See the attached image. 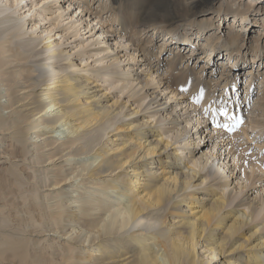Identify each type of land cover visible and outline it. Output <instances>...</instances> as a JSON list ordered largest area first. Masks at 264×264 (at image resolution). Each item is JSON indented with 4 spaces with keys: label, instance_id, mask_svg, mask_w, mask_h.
Here are the masks:
<instances>
[{
    "label": "bare ground",
    "instance_id": "bare-ground-1",
    "mask_svg": "<svg viewBox=\"0 0 264 264\" xmlns=\"http://www.w3.org/2000/svg\"><path fill=\"white\" fill-rule=\"evenodd\" d=\"M99 1L92 8L88 0H48L38 19L39 3L0 0V144L10 148L0 160L10 166L0 168V264H264V214L258 219L259 201L250 199L257 190L252 185L264 184V155L248 146L264 152V24L251 35L255 17L264 16L262 1ZM108 12L123 35L105 27L101 19ZM229 17L233 24L217 26ZM63 24L64 34L54 33ZM209 27L216 30L205 37ZM80 36L88 42L78 41ZM70 37L76 51L68 50ZM179 38L184 42L177 44ZM205 38L203 51L181 52ZM202 58L208 66L190 67ZM216 60L223 70L213 67ZM245 65L250 93L242 101L239 91L227 87L241 81ZM220 73L226 93L214 97L222 83L213 78ZM119 84L122 93L130 90L122 104L119 96L100 93ZM257 84L261 92L253 99ZM181 89L184 102L176 97ZM195 95L202 113L189 105ZM225 103V124L235 123L232 117L242 121L236 137L247 138L241 156L253 167L249 191L231 209L225 191L238 190L235 171L218 163L213 179L212 160L222 161V154L213 152L215 144L196 159L194 149L203 150L209 141L197 145L191 127L199 111V117L209 109L212 118H221ZM247 104L251 111L244 115ZM200 120L194 134L209 136L211 122ZM167 132L174 137L166 139ZM227 138L216 128L209 140L239 150L237 138ZM179 141L184 143L174 147ZM186 147L188 162L180 155ZM250 150L252 157H245ZM11 158L29 165L28 171ZM26 182L34 186L22 192Z\"/></svg>",
    "mask_w": 264,
    "mask_h": 264
},
{
    "label": "rangeland",
    "instance_id": "rangeland-1",
    "mask_svg": "<svg viewBox=\"0 0 264 264\" xmlns=\"http://www.w3.org/2000/svg\"><path fill=\"white\" fill-rule=\"evenodd\" d=\"M25 1H27V3L25 2V4H23V5H27V4H32V3H39V6L37 7V10L35 11V13L37 14V17H38V19H40V16H39V14H40V12H44V10L42 11V7L44 6V3L45 2H47L48 0H25ZM67 1V0H66ZM78 1V0H77ZM84 1H86V0H84ZM88 1H90L91 2V5H93L92 6V8H97L98 6H99V3H100V1L99 0H95L94 2H93V0H88ZM106 1V0H105ZM259 1H262V5L264 6V0H259ZM49 2H50V0H49ZM109 4H110V1H109ZM66 5H68L67 3L65 4V6ZM264 8V7H263ZM29 9V7L28 8H26V9H22L20 12H19V14H21V13H23V12H25L26 10H28ZM100 10V9H99ZM72 12H70L69 13V16H71V15H73L74 14V11L73 10H71ZM264 12V11H263ZM28 11L25 13V14H23V17H25V16H27L28 15ZM46 13H48V12H46ZM29 14H31V13H29ZM71 14V15H70ZM110 14H111V12H108V13H106V14H104V16H103V18L101 19L102 21L104 20V21H106V24H105V27H107V29H109L111 26H113V28L114 29H116V30H118V29H121V26H120V24L119 23H116L115 21L111 24V21H109V18H110ZM215 14H217V11H215ZM18 15V13L16 14V16ZM56 15L57 14H52L51 12H49L48 14H47V16H49V18H55L56 17ZM221 16H223V14H221ZM225 17H226V15H224ZM34 18V17H33ZM252 18H254V17H252ZM256 18V21H257V23H258V25L257 26H255V29H254V31L251 33V35H255V33L254 32H256V31H263L262 30V25L264 24V16H257V17H255ZM223 19H224V21H226L225 20V18H222V20L221 21H219V22H217V26H220L221 27V29H222V26L223 25H229V24H233V17H229L228 18V20L224 23L223 22ZM229 19H231L230 21H229ZM240 21H242V18H240L239 19ZM50 21V20H49ZM68 22V21H67ZM241 23V22H240ZM65 24H66V21H65ZM65 24H63L64 26H62V28H60V29H55L54 31V33H57V35L58 34H60V36L61 35H63L64 33V28H66L65 27ZM238 25V24H237ZM245 24H243V25H241L240 27H238L237 28V30H239V31H241V28L244 26ZM50 26V22H47V23H45V24H43V28H42V30L39 28L38 29V31H43L44 30V27H49ZM252 26V25H251ZM250 26V27H251ZM28 27V26H27ZM186 28V27H185ZM259 28V29H258ZM64 29V30H63ZM106 29V30H107ZM216 29H214V27H209V28H207V32H204L205 33V37H208V34L209 33H211V32H208V31H215ZM72 32V31H71ZM118 32H119V36H121V35H123L124 34V32H123V30L120 32L119 30H118ZM185 32H189V28H186V30H185ZM53 33V34H54ZM247 33H248V30H247ZM55 36V37H53V39L55 38H58V36ZM83 37H85V36H80V37H77L78 38V41H84V38ZM97 37V36H96ZM264 37V36H263ZM69 38V36L67 37V39ZM83 38V39H82ZM85 39H87V36H86V38ZM95 39V38H94ZM127 39V38H126ZM126 39H123V38H121L120 37V41H122V42H124V41H126ZM206 39L207 38H205L203 41L202 40H199V42H201V44H197L196 43V39H194L193 41H191V42H189V43H187L186 45H185V47H184V50H182L181 52H183L184 54H191V55H193V54H195L196 52H197V50H200V51H203V47L207 44V42H206ZM72 40H74V37H70V39H69V41L67 42V44L69 43V42H71ZM166 40H163V42H159V46L161 45V44H163L164 42H165ZM85 43H87L88 41H84ZM184 42V40H183V38H179L178 40H177V44H181V43H183ZM198 42V41H197ZM64 47H66V45L64 46ZM67 47H69L68 48V50H70V49H72V48H74L73 49V51H76L77 50V48H75V44H68V46ZM174 48H177V47H174ZM206 49H208V50H210L209 48H206ZM40 50V49H39ZM39 50H38V52H39ZM176 50V49H175ZM166 52V51H165ZM165 52H163V54L162 55H164L165 54ZM34 53H36V52H34ZM169 53H172V54H174L175 53V51H170ZM168 53V54H169ZM171 54V55H172ZM174 56V55H173ZM200 56H203V57H207L208 56V53L207 54H201V55H199V57ZM154 56H152V58H153ZM212 57V56H211ZM42 58H44V57H41V58H37V59H42ZM228 60L227 59V57H225V58H223L222 60ZM35 60V59H34ZM33 59L31 60V62L32 61H34ZM202 60H204L203 58H202ZM201 60V61H202ZM193 61V62H189V65H190V67H192V69L193 68H195V70L196 71H199L202 67H204V66H208V64H206V61H207V59L206 60H204V61ZM209 61V60H208ZM197 62V63H196ZM214 62V58H212V62L211 63H213ZM220 63L221 62H217V60L215 61V65L213 66V67H216V65L220 68V69H222L223 70V67H221L220 66ZM217 67V70L219 71V68ZM244 68H242V70H243V72H244V74H243V76H241V81L240 82H238L237 83V85L236 86H234V85H228L229 86V88L227 87V90L229 89V90H231L232 91V89L236 92H240L241 93V100L243 101L244 100V97H245V95H246V93H245V91L248 93H250V91H249V89H247V81H248V77H249V66L248 65H245V66H243ZM206 71V73H205V77H207V79L209 80L210 79V77H211V72H210V69H205ZM222 70H220V72L222 73ZM257 72V71H256ZM217 74L216 75V77L217 78H213V79H215L216 81H218V80H220L221 81V83H222V85H221V87H220V89H219V93L217 94V95H214V97H219V96H222V94L225 92L226 93V91H225V89L223 88V86H224V79H218V78H220V76L222 75V74ZM144 78V77H143ZM113 81H111V83H112ZM110 83V84H111ZM215 84V82H213V84L212 85H214ZM239 84V85H238ZM103 85H106V83L105 84H103ZM109 86V85H108ZM126 86H128V84H126ZM125 86L123 85V84H119V86L118 87H116L115 89H113V90H111V91H104V89H105V87H102L101 88V90H102V92H100V93H106L109 97H112V96H117V98H116V100H118V96H119V104H122L123 102H125L126 100H127V96H128V94H129V92H130V90H127V91H125V93H122V91H123V88H124ZM104 88V89H103ZM260 88H261V86H259V84H257L256 86H255V96H253V99L255 98V97H258V95H259V93L261 92V91H259L260 90ZM4 89V88H3ZM251 90H252V87H251ZM183 92H184V90H180V92H179V95H177L176 97H178V98H181V101L182 102H184L185 100H187V99H185V98H182V96H183ZM185 93H187V91L185 92ZM3 95H5V91H3ZM166 95V97L169 95V94H165ZM169 96H172L173 97V95H169ZM250 96H249V94H248V97H247V99L249 98ZM194 98H196L197 100H198V96H194L193 97V100H192V98L191 99H189V105H190V107H197L199 110H201V113L203 112V111H205V109H203L202 108V106H201V103L199 102V103H196V99H194ZM252 99V98H251ZM3 101H5L6 100V98H4V99H2ZM115 100V101H116ZM165 100H167V99H165ZM165 100H163V101H165ZM174 100H176L175 98H174ZM216 100V99H215ZM228 101H234V102H236L237 103V101L239 102V100H235V98H228L227 99ZM199 101H201V100H199ZM233 101L231 102V104L233 103ZM178 102H180V100H177V103ZM148 103V102H147ZM146 103V104H147ZM192 103V104H191ZM239 103H241V102H239ZM247 103H249V101H247ZM193 104H196V106H193ZM224 104V103H223ZM229 104L230 103H225V106L227 107V109H226V111H228L229 110ZM235 106L237 105V104H234ZM184 106H186L185 104H183V107ZM222 106V105H221ZM135 107V106H134ZM247 109L245 108V112L243 113L244 115L245 114H247L248 113V111H251V104H247ZM153 108H155V105H153ZM209 108V107H208ZM207 108V109H208ZM179 110H180V108H179ZM210 110H211V108H210ZM200 112V111H199ZM198 112V115L200 116V113ZM2 113L7 117V116H9V112H8V110L7 109H4V110H2ZM143 113H148V115H147V117L148 116H150L149 115V111H143ZM229 113V112H228ZM254 113V112H253ZM212 114H213V112L212 111H209V109L208 110H206V112L204 113V114H201V117H202V119L203 120H200V121H205V122H207V124L209 123L210 124V122H211V126H212V128L211 129H209L208 130V132H209V136H203V138L202 137H200L199 135L197 136V134H194V132H195V130H197V127H196V125H195V123H199V118H201V117H193L192 119H193V121L191 122V127H192V134H193V138L194 137H197V141H196V139H195V143H197V145H201L202 146V144L204 143V142H207V141H209L208 143V145H206V146H204V148H203V150H201V151H198V150H195L194 149V151H195V155H193V156H195V158L196 159H199L200 158V156L201 155H206V153L209 151V150H211L212 148L211 147H215V144L216 145H218L217 146V148H216V150H214L213 149V152L217 155V153L219 152L220 153V155L222 154V157H223V160L222 161H220V160H217V161H214V159L212 160V163H213V165H214V168H210L209 169V172H210V174H212V177H213V179L216 177V174H218L217 172V169H216V167H217V164L218 163H220V165H221V163H223V162H225V163H227V168H228V170L231 168V169H234V173H235V176L234 177H237V179H235L234 180V184H237V183H240V185L237 187L238 188V190H235L233 193H231V191H232V189L233 188H231L230 187V189L229 190H227V191H225L226 193H227V195H229V194H231V196H230V202H229V209H231V208H234L240 201H241V199L243 198V196H244V194L246 193V192H248L249 191V188L251 187V185L252 184H250L251 182H249L248 181V179H247V176H248V173L249 174H252V171H253V167H251L249 164H248V162H246L244 159H242V156H241V151H245V148L246 147H242L241 145H245V144H247L248 143V141L246 140L247 138L243 135V136H239L238 138L236 137V134L237 133H239L240 132V129H242V123L239 125V127L237 128V130H235L234 132H228L226 129H224L223 127H222V125H224L225 123H226V116H224L223 114H221V118L219 117L218 119L217 118H212ZM248 114H250V113H248ZM247 114V115H248ZM194 116L196 115V114H193ZM251 115H252V113H251ZM207 117H208V119H207ZM158 118V117H157ZM157 118H153L152 119V117H151V119H152V121H155ZM215 119V120H214ZM237 119H238V117H237ZM211 120V121H210ZM216 120H217V122H216ZM230 120V119H229ZM244 120V119H243ZM228 121V120H227ZM231 121V120H230ZM213 122H215V123H213ZM232 122V121H231ZM233 123V122H232ZM246 123V122H245ZM186 123H184L183 125H185ZM222 124V125H221ZM215 125V126H214ZM218 125V126H217ZM216 128H218V130H220V131H222V133H226L227 134V136L229 135V138H227V140H234V139H236V140H234V142H235V145L237 146V145H240V147H239V150H237L238 148H233L232 147V143H228V144H225L224 142L222 143V142H218L217 143V141H219V140H212V141H210L209 140V137L211 136V135H213V132H214V129H216ZM242 134V133H241ZM67 135V134H66ZM65 135V136H66ZM174 135H175V132H167L166 133V135L164 136L166 139L169 137V138H173L174 137ZM222 135V134H221ZM238 135V134H237ZM3 137V135L2 134H0V138H2ZM64 137V136H63ZM219 139V138H218ZM35 141H36V139H35ZM154 141H155V139H154ZM253 141H255V139H253ZM8 143V142H7ZM5 144V145H1L0 146V160H2V157H4L3 156V154L7 151L8 152V150L10 149L9 148V146H7V147H5L6 145H9V143L8 144ZM184 143V141H179L178 142V144H176V145H174V147H180L182 144ZM194 146V145H193ZM248 146H253V148H255L256 150L258 149V151H256V153H258V154H260V153H263V155H264V152L259 148V146H257L256 144H249ZM257 147V148H256ZM8 148V149H7ZM189 147H186V149L184 150V155H182L181 153H180V155L183 157V158H185L186 159V161L188 162V160H190V158L192 157V155H190V154H188V151H189V149H188ZM13 150L11 149L10 150V152H12ZM253 152H255V151H252V150H250V151H247L246 153H244V156L245 157H252V155L254 154ZM230 154V155H229ZM12 159V161H16L17 163H19L21 166L23 165V164H21L22 162L21 161H19V159H14V158H11ZM164 159H167V158H164ZM4 160H7V158H5ZM9 161H11V160H9ZM252 162H255L254 161V159L252 160ZM7 163H9V162H5V164H3V163H0V168H5V167H8L9 166V164L7 165ZM260 164L261 163H259V164H256V166L259 168L260 167ZM190 166H193V164L192 163H190L189 164ZM4 166V167H3ZM243 167V168H241V167ZM10 167V166H9ZM25 170H27L28 171V168L30 167L29 165H27V166H22ZM182 167H184V164H182ZM209 167V166H208ZM194 168V167H193ZM14 169H21L20 167L19 168H17L16 166H15V168ZM195 169V168H194ZM260 169V168H259ZM262 169H264V162H263V168ZM18 172V171H17ZM262 173H264V172H262ZM234 184H233V187H234ZM34 186V183H25L24 184V188H21V191L22 192H26V191H30L31 190V188ZM244 186V188L247 186V188H245V190L243 191V193H242V191H240V189L239 188H242ZM252 187H254V188H256L257 190H256V192H254L253 194L250 192V199H255V198H257V200L259 201V209H258V211H257V216H258V219H260V217H261V215H263L264 214V184L263 183H260V182H257L255 185H252ZM222 192H224V190H221V193ZM252 194V195H251ZM193 207L195 208L196 207V205L194 204L193 205ZM186 210H188V208H186ZM242 207L241 208H239V211H240V213H242ZM247 209L246 208H244V211H246ZM189 211V210H188ZM257 224H260V222H259V220L256 222ZM206 258V257H205ZM216 259H219L221 262H225L226 260H228V259H230V257H216ZM215 259V260H216ZM217 264H220V263H217Z\"/></svg>",
    "mask_w": 264,
    "mask_h": 264
},
{
    "label": "snow or ice",
    "instance_id": "snow-or-ice-1",
    "mask_svg": "<svg viewBox=\"0 0 264 264\" xmlns=\"http://www.w3.org/2000/svg\"><path fill=\"white\" fill-rule=\"evenodd\" d=\"M196 102L199 103L200 102L199 99ZM221 111L223 115L225 116L228 115L226 110L222 109ZM231 119L235 120V123L222 125V127L226 129L228 132H234L239 127V125L242 123L241 120H237L235 117H232Z\"/></svg>",
    "mask_w": 264,
    "mask_h": 264
}]
</instances>
